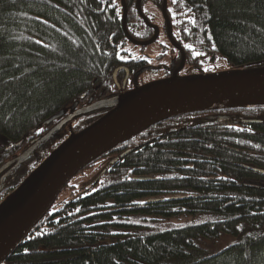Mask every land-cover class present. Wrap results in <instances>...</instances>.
<instances>
[{
	"label": "trees",
	"instance_id": "trees-1",
	"mask_svg": "<svg viewBox=\"0 0 264 264\" xmlns=\"http://www.w3.org/2000/svg\"><path fill=\"white\" fill-rule=\"evenodd\" d=\"M118 2L0 0V167L78 97L110 90L128 42ZM135 3L125 0L126 30L145 41L153 31ZM167 4L190 68L264 66V0ZM133 65L134 74H155L146 61ZM50 143L10 168L0 202L56 148ZM105 154L120 155L99 180L71 187L3 264H264V106L171 118Z\"/></svg>",
	"mask_w": 264,
	"mask_h": 264
},
{
	"label": "water",
	"instance_id": "water-1",
	"mask_svg": "<svg viewBox=\"0 0 264 264\" xmlns=\"http://www.w3.org/2000/svg\"><path fill=\"white\" fill-rule=\"evenodd\" d=\"M163 2L162 14L168 39L174 48L180 50L173 42L172 28L166 16L167 0ZM136 3L144 23L152 27L139 9L140 0H136ZM121 5L123 7L122 28L128 41L134 46H150L158 36L157 27H154L155 35L150 41H134L126 30L124 0H121ZM184 62L185 57L180 67L169 78L146 83L129 92L98 102L91 108L82 109L65 119L64 123L70 122L76 115L85 114L94 109L110 108L95 122L68 137L41 162L37 173L38 182L32 195L19 214L0 231V264L7 260L28 237L31 230L50 212L59 195L72 179L105 155L109 149L130 139L129 135L136 136L158 123L188 113L210 109L207 107L219 105L234 98L264 96V66L179 77L178 72L183 69ZM62 115L61 111L48 119L44 125H50ZM211 118L227 120L230 117ZM260 122V120L240 121L242 124ZM58 130L59 126L54 127L17 157L0 167V189L4 179L12 173L10 168H17L27 161ZM126 132L128 134L121 141L110 145L114 139L123 136ZM132 151L133 149L125 151L119 158H124ZM116 161L117 158L111 160V164ZM106 170H103L96 180L103 176Z\"/></svg>",
	"mask_w": 264,
	"mask_h": 264
},
{
	"label": "flooded vegetation",
	"instance_id": "flooded-vegetation-1",
	"mask_svg": "<svg viewBox=\"0 0 264 264\" xmlns=\"http://www.w3.org/2000/svg\"><path fill=\"white\" fill-rule=\"evenodd\" d=\"M118 3L122 7L121 0H119ZM124 3H125V0H124ZM163 3H164L163 0L161 1V3H158V0H146V1L140 0L139 9H140L142 15L146 18V20L148 21V23L152 27H148L144 23L143 19L140 17V14L138 12L137 3H135V11H136L137 15L143 21V23L149 29H151L153 31V34H152L151 38H149L148 40H145V41H137L134 39L133 40L136 42L150 41L155 35L154 27H157L158 36H157L156 40L151 45L157 44V46L159 47V52L152 55V56L145 55L143 53V50L145 49V47L134 46L127 39L128 42L125 44L124 49H123V51H125V58L119 59L120 63L118 65V67H116V69L112 73V76H111L112 84H111L110 90L107 91V93L104 92L105 94L103 97H100V96L96 97V96H92V95H88V94L81 95V96H83V98H81V96L78 97V100L74 101L72 103V105H70L65 110H62L63 115L61 117H59L58 119H55L50 125H45V128L43 129V131H46V132L42 136H44L46 133H48L54 127L59 126V130L48 141H50V140L52 141V140H54L55 137L60 136V137H62V140L58 143V145H60L71 135L77 134L82 129L86 128L87 126H89L90 124L95 122L97 119H99L101 116H103L106 112H108L110 110V108L94 109V110H91L85 114L76 115L72 118V120L70 122L64 123V121L67 117L75 114L76 112H78L82 109L91 108L95 104H97L98 102L105 101V100H108L112 97H115V96L121 95L123 93L129 92V91H131V90H133L139 86H142L146 83L169 78L180 67L183 57H185V62H184L183 69L180 72H178L179 77L201 73L199 71V67L193 66L192 68H190L188 65H186L185 51L182 48V45L180 44L181 42L178 44L177 41L173 38V33H172L173 42L175 43V45L178 48H180L181 51L174 48L171 45V43L168 39L167 28H165V32L163 31V24L166 27V23L164 21L163 14H162ZM121 10L123 12V7L121 8ZM125 10H126V8H125ZM122 15H123V13H122ZM166 16H167V9H166ZM163 34H164L165 38L163 37ZM159 42H160V44H159ZM129 45L132 47L138 48L139 53L135 54L134 52L127 50L126 47ZM159 45L161 46V48ZM161 56H163V57L160 58ZM178 59H180V60H179L178 64H176ZM136 60L141 61V62L146 61L148 63V66H147L148 69H152V68H150V63L153 60L154 61L166 60L167 64L165 66L166 68L164 67L162 70L153 69L155 71V74L153 76H151L149 73H146V72H144L140 76L138 73L134 74L131 71V69L134 68L133 62H135ZM205 68L206 67H203L202 70H205ZM139 79H142V80L138 83H135V81L139 80ZM57 146H56V148H57ZM133 148L136 149V147H133ZM120 154H118L117 156H111V157H103L102 156L103 158L102 157L99 158L97 161H95L89 167H87L85 169V170H87L86 172L85 171L81 172V174H88L87 176H90V180L87 183V185L91 184L93 181H95L97 176L103 170L107 169L106 170V173H107V171L111 165V163L109 164V162H111V160L118 157ZM69 185L70 184H68L64 190H67ZM60 196H59V199H57V201L54 203L52 208H54V206L58 203V201L60 200Z\"/></svg>",
	"mask_w": 264,
	"mask_h": 264
},
{
	"label": "bare ground",
	"instance_id": "bare-ground-1",
	"mask_svg": "<svg viewBox=\"0 0 264 264\" xmlns=\"http://www.w3.org/2000/svg\"><path fill=\"white\" fill-rule=\"evenodd\" d=\"M225 105L228 107H239V106L240 107H250V106H257V105L264 106V96L238 97V98L231 99L228 102L221 103L217 106L219 107V106H225ZM210 107L211 106H208L207 108H210ZM127 134L128 132L124 133L123 136H120L114 139L110 143V145H114L118 143ZM37 182H38V174L36 172H33L30 175V177L25 181L22 188L17 190L11 198L6 199L0 203V231L4 229V227L8 225V223L12 221V219H14L19 214L22 207L25 205L27 200L32 195L37 185Z\"/></svg>",
	"mask_w": 264,
	"mask_h": 264
},
{
	"label": "rangeland",
	"instance_id": "rangeland-1",
	"mask_svg": "<svg viewBox=\"0 0 264 264\" xmlns=\"http://www.w3.org/2000/svg\"><path fill=\"white\" fill-rule=\"evenodd\" d=\"M159 44H160V42H159ZM160 46V45H159ZM160 48H161V46H160ZM126 49L127 50H129V51H131V52H134L135 54H138L139 53V49L138 48H135V47H132V46H127L126 47ZM159 52V47L157 46V44H154V45H150V46H147V47H145V49L143 50V53L145 54V55H150V56H152V55H154V54H156V53H158ZM166 64H167V61L166 60H163V61H151V63H150V68H152V69H156V70H162L165 66H166ZM215 68H211L212 69V73H216V72H221V71H225L224 70V65L222 64V62H221V64H216V66H214ZM166 68V67H165ZM142 79H139V80H136L135 81V83H138V82H140ZM146 80V79H145ZM221 107H228V106H217V105H213V106H211L210 108H214V109H218V108H221ZM66 137V136H65ZM129 138L130 137H132V135H129L128 136ZM125 139H128V138H125ZM62 140V137H60V136H57V137H55L54 138V140H52L51 141V143H50V146H57L58 145V143L60 142ZM38 171H39V166L38 167H36L35 168V170L33 171V172H36V173H38ZM85 172L87 171V170H84ZM88 174H78L74 179H72V181L69 183L70 185L68 186V189L67 190H64V191H62V193L60 194L61 196H60V199L63 197V196H67L68 194H69V191L71 192V190H70V188L72 187L73 189H72V191H77V190H79V189H81V188H83V187H85L86 185H87V183L89 182V180H90V176H87ZM30 177V176H29ZM28 177V178H29ZM24 183H25V181H24ZM23 183V184H24ZM23 184H22V186H23ZM22 186L20 187V188H22ZM20 188H18L17 190H19ZM17 190H15L12 194H10L9 196H8V198L7 199H9V198H11L12 196H13V194L17 191ZM6 198H4L1 202H3L4 200H6ZM59 198V197H58ZM0 202V203H1ZM6 202V201H5ZM223 243V241H220V244H222ZM208 243H207V247H208ZM208 248H210V247H208ZM212 248V247H211Z\"/></svg>",
	"mask_w": 264,
	"mask_h": 264
},
{
	"label": "snow or ice",
	"instance_id": "snow-or-ice-1",
	"mask_svg": "<svg viewBox=\"0 0 264 264\" xmlns=\"http://www.w3.org/2000/svg\"><path fill=\"white\" fill-rule=\"evenodd\" d=\"M172 2H173V3H176V2H177V0H172ZM168 11H169V12H171V11H172V9H171V8H169V9H168ZM189 22H191V23H195V21H189ZM185 47L190 49V48H191V45H185ZM196 55L198 56V55H199V53H196Z\"/></svg>",
	"mask_w": 264,
	"mask_h": 264
}]
</instances>
